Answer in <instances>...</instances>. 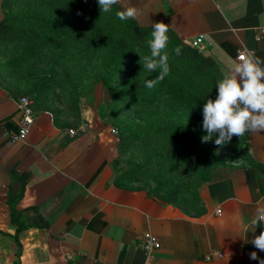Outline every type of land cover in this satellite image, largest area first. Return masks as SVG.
<instances>
[{
  "label": "crops",
  "instance_id": "obj_1",
  "mask_svg": "<svg viewBox=\"0 0 264 264\" xmlns=\"http://www.w3.org/2000/svg\"><path fill=\"white\" fill-rule=\"evenodd\" d=\"M130 4L139 10V25L168 24V32L219 69L239 50L264 61V0ZM200 34L206 39L193 47ZM24 88L0 81V264H259L250 258L253 251L264 258L251 242L264 229L250 225L264 205V131L248 132L244 162L212 171L200 188L204 212L193 215L143 189L112 183L106 138L94 132L72 136L53 112L36 106L26 141L12 142ZM22 185L16 223L10 201ZM146 231L162 242L153 254L142 245Z\"/></svg>",
  "mask_w": 264,
  "mask_h": 264
},
{
  "label": "rangeland",
  "instance_id": "obj_2",
  "mask_svg": "<svg viewBox=\"0 0 264 264\" xmlns=\"http://www.w3.org/2000/svg\"><path fill=\"white\" fill-rule=\"evenodd\" d=\"M12 1L0 0V20L12 15L28 23L11 28L5 40L0 33V81L25 86L22 94L36 100L37 109L57 114L67 127L85 126L80 135L94 132L106 138L112 183L143 189L196 213L207 176L221 164L247 159L248 132L223 145L215 143L218 133L202 142L207 135L203 105L208 98L215 100L220 77L211 58L196 54L188 44L189 49L184 47L186 58L198 59L183 64L193 74L191 94L162 88V81L147 88L145 81L157 73L142 66H126L124 59L109 71L119 38L108 18L103 25L94 22L90 13L64 6L61 0ZM139 29L128 24L118 31L138 36ZM182 138L187 139L181 143Z\"/></svg>",
  "mask_w": 264,
  "mask_h": 264
},
{
  "label": "clouds",
  "instance_id": "obj_3",
  "mask_svg": "<svg viewBox=\"0 0 264 264\" xmlns=\"http://www.w3.org/2000/svg\"><path fill=\"white\" fill-rule=\"evenodd\" d=\"M98 4L101 13H110L115 5H120V9L115 11L120 21L136 19L139 15V10L130 4V0H98ZM261 20L264 21V14ZM151 27L147 40L150 53L140 55L142 68L149 73H157L154 79L145 81L147 88H153L170 72L166 51L169 25L160 21L152 23ZM175 53L180 55L179 46ZM222 64L220 77L216 80L217 96L215 100L208 98L203 105L202 126L207 135L202 137V142L209 141L213 134L218 133L215 139L217 145L230 142L233 136L240 138L249 131H264V61L255 57L251 50H246L236 60L223 61ZM250 225L252 231L257 227L264 229V205L256 208ZM251 242L255 248L264 251V230ZM250 258L264 264V258L258 257L255 251Z\"/></svg>",
  "mask_w": 264,
  "mask_h": 264
},
{
  "label": "trees",
  "instance_id": "obj_4",
  "mask_svg": "<svg viewBox=\"0 0 264 264\" xmlns=\"http://www.w3.org/2000/svg\"><path fill=\"white\" fill-rule=\"evenodd\" d=\"M20 0H14L12 2L18 3ZM64 4V6H68L74 8V9H80L82 13L86 14V13H90V18L91 20H93L94 22H101L102 25L105 24V18H108V20L110 21V23L112 25H116L117 28L114 29L115 32L113 33H117L118 38H119V46L117 49H115L112 52L111 55V60L109 62V71L110 72H114L116 70V68L121 65L124 59L127 60L126 62V66L128 64H135L136 66L140 67L142 66V61L141 60V56L143 55H147L150 53V49L148 47L147 44V40L150 38V32L152 31L151 26H141L139 25V23L135 20V19H130L127 21H120L118 18H116L115 16V11L117 9H120V5H115L113 7V11L110 13H101V14H95L96 9L100 10V7L98 5V0H61ZM96 1V2H95ZM33 1L29 0L27 1V4H32ZM96 4V5H95ZM98 5V6H97ZM101 11V10H100ZM38 20V19H36ZM25 20L20 18V17H16V16H12V15H8L5 16L4 18H2V20H0V33H4L5 35L3 36L2 40H5L6 35H9L8 33L11 31V28H18V29H22L28 22H24ZM39 22H42V20H40ZM125 25L131 24L133 26H137L140 34L138 36H136L135 34H133V36L128 33L126 34H120L118 31L119 27H123ZM46 23H42V25H45ZM27 31H32L35 29L32 28H26ZM56 28H54L52 26V30L50 31V33H55ZM138 31V32H139ZM167 35L169 36V41H168V46H167V53L169 56L168 59V64L170 67V72L169 74L164 78V80L161 82V86L162 88L164 87H171L174 88L176 90H179L181 92L184 93H189L191 94L195 88H193V86L189 83V80L191 78H193V74L188 72L189 68H186L183 64L187 63L189 61H196L198 60L197 58H186L187 55L185 53H187L186 51H184V47H187V49H189L188 46H186V43L183 42L181 39H179L178 37L172 35L170 32L167 33ZM19 39V38H17ZM143 44L139 45L141 42ZM180 47L181 48V53L180 55H176L175 53V49L176 47ZM195 50V49H194ZM195 53L197 54L196 50ZM184 58H183V56ZM184 59V61L182 60ZM178 64L177 66L175 64ZM35 107H36V100H35ZM187 138H182L179 140V142H185ZM212 174V173H211ZM211 174L207 176L206 181L211 179ZM24 185H22L20 188H18L16 190V192H14L12 194V200L10 201V217L12 219L13 222H18V216L20 215V211L17 208L18 203L20 202V200L22 199L23 195H24ZM186 211V210H185ZM188 214H193V215H201L204 212V207L203 204L201 202V206L199 208L198 211H196V213H190L189 211H186ZM21 225L18 226V229H21ZM20 254V252H18V255Z\"/></svg>",
  "mask_w": 264,
  "mask_h": 264
},
{
  "label": "built area",
  "instance_id": "obj_5",
  "mask_svg": "<svg viewBox=\"0 0 264 264\" xmlns=\"http://www.w3.org/2000/svg\"><path fill=\"white\" fill-rule=\"evenodd\" d=\"M206 39L205 34H200L191 40L193 47H200L201 44ZM246 50H239L238 57ZM237 57V58H238ZM18 108L21 113V125L19 130L12 132L10 139L12 142H23L26 141L31 129L36 123V111H35V100L29 95H22L18 100ZM87 128L85 126L81 127L79 130L70 128L69 133L72 136L82 134L86 132ZM220 211V210H219ZM142 245L148 251L149 254H153L155 250H158L162 246V242L157 234L152 231H146L142 237ZM221 255L220 253H218Z\"/></svg>",
  "mask_w": 264,
  "mask_h": 264
}]
</instances>
